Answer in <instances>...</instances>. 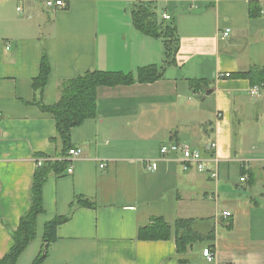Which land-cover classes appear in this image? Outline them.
I'll return each mask as SVG.
<instances>
[{
  "label": "crops",
  "instance_id": "0c3cea01",
  "mask_svg": "<svg viewBox=\"0 0 264 264\" xmlns=\"http://www.w3.org/2000/svg\"><path fill=\"white\" fill-rule=\"evenodd\" d=\"M64 1L61 8L0 0V257L31 205L37 154L59 151L55 120L40 105L54 104L62 82L87 70L164 65V39L132 22V8L143 4L159 21L170 15L174 60L153 82L97 87L96 115L71 129L81 152L69 160L70 173L48 176L36 236L16 264L32 263L45 222L67 215L76 196L94 205L75 207L57 226L41 264H264V89L252 94L250 79L235 76L264 68V0ZM43 54L50 73L38 91ZM197 79L206 85L193 89ZM171 143L199 149L216 176L193 163L184 169L179 151L162 155ZM152 218L203 220L196 228L213 227L214 238L179 254L173 238L138 237Z\"/></svg>",
  "mask_w": 264,
  "mask_h": 264
},
{
  "label": "trees",
  "instance_id": "16d2710c",
  "mask_svg": "<svg viewBox=\"0 0 264 264\" xmlns=\"http://www.w3.org/2000/svg\"><path fill=\"white\" fill-rule=\"evenodd\" d=\"M131 17L134 26L142 33L156 38H163L165 44L164 65L174 60L177 49V38L174 28L168 25L167 20H158L157 14L147 5L139 4L132 8ZM163 66L147 65L137 69L135 73L119 71L87 70L74 78L68 79L60 85L58 100L49 106L40 105L49 112L55 120L56 134L52 138L59 143V151L56 157L49 158L37 154L40 161L33 173L29 198L31 205L20 217L18 227L12 232L13 243L9 250L0 257V264H16L19 255L36 236V220L38 215L45 210L43 207L42 191L50 174H63L69 166L68 151L73 148L71 142V129L84 122L87 118L96 115V90L99 86H114L118 84H132L135 82H153L162 76ZM50 73V65L45 54L42 56L40 71L33 80V87L40 91ZM226 74L223 76H232ZM235 76L247 77L251 85H258L264 89V68L251 66L247 71L236 73ZM193 89L206 85L202 79L190 80ZM246 171L241 167V175ZM248 183V182H247ZM93 202L83 196H76L70 203V211L67 215L56 216L48 220L43 228V247L31 264H41L46 257L47 249L55 237L59 224L69 219L71 212L77 206H93ZM203 220L177 218L171 225L162 218H152L150 222L138 229V237L144 240H165L173 238L177 253H185L193 243L200 241H212L214 229L211 227L202 233L196 225Z\"/></svg>",
  "mask_w": 264,
  "mask_h": 264
},
{
  "label": "built area",
  "instance_id": "2783aa9c",
  "mask_svg": "<svg viewBox=\"0 0 264 264\" xmlns=\"http://www.w3.org/2000/svg\"><path fill=\"white\" fill-rule=\"evenodd\" d=\"M46 6L47 7H65L66 3L64 0H45ZM264 14V11H263ZM163 18L164 20H170V15L169 14H163ZM229 32V29H225L223 31V35L226 36ZM259 86L258 85H254L253 87H251L250 92L252 94H255L259 91ZM212 146L213 144H208L206 145V149L212 150ZM181 152L182 154V160L184 162V166L183 168L186 169L188 167V165L190 163H193L196 167V169L202 171V170H206L209 171V174L212 177L216 176V171L213 169H210L209 164H210V158H205L202 156V153L199 149L197 148H191L186 144H179V143H171L169 145H163L160 148V153L162 155H166L169 152ZM81 152V149L78 147H73L71 149H69L68 151V157L67 159L70 160L71 158H75L77 157ZM104 164H100L99 166L102 167ZM144 167L147 171H153L155 169V163L154 162H145L144 163ZM72 171L71 166H68L67 168V172L70 173ZM241 181H245L246 180V176L243 175L240 177ZM227 215V213L225 214V216ZM203 256L206 258L207 261H213L214 260V255L211 251V248L206 247L203 249L202 251Z\"/></svg>",
  "mask_w": 264,
  "mask_h": 264
},
{
  "label": "rangeland",
  "instance_id": "374dc122",
  "mask_svg": "<svg viewBox=\"0 0 264 264\" xmlns=\"http://www.w3.org/2000/svg\"><path fill=\"white\" fill-rule=\"evenodd\" d=\"M39 3H41V5H44V2H39ZM261 149H262V152L264 153V146L263 147H261ZM253 170H255V172H257L258 170H257V168L256 169H254V167L252 168ZM234 174H235V177L237 178V181H238V177H239V173H238V166L236 165L235 166V169H234ZM263 180H264V178H263Z\"/></svg>",
  "mask_w": 264,
  "mask_h": 264
},
{
  "label": "water",
  "instance_id": "95a60500",
  "mask_svg": "<svg viewBox=\"0 0 264 264\" xmlns=\"http://www.w3.org/2000/svg\"><path fill=\"white\" fill-rule=\"evenodd\" d=\"M209 93H211V90H207V91H206V94H209Z\"/></svg>",
  "mask_w": 264,
  "mask_h": 264
}]
</instances>
